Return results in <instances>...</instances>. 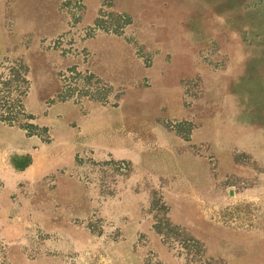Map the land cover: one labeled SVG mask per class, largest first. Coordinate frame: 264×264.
Segmentation results:
<instances>
[{
  "label": "rangeland",
  "instance_id": "374dc122",
  "mask_svg": "<svg viewBox=\"0 0 264 264\" xmlns=\"http://www.w3.org/2000/svg\"><path fill=\"white\" fill-rule=\"evenodd\" d=\"M13 68L0 264H264V0H0Z\"/></svg>",
  "mask_w": 264,
  "mask_h": 264
},
{
  "label": "trees",
  "instance_id": "16d2710c",
  "mask_svg": "<svg viewBox=\"0 0 264 264\" xmlns=\"http://www.w3.org/2000/svg\"><path fill=\"white\" fill-rule=\"evenodd\" d=\"M18 66L26 71V68L22 63ZM12 70L11 76H13V78L11 77L7 81L0 82L3 87L0 88V121L9 124H16L23 120L21 117L27 118L22 100L25 94V90L23 91V83L27 84V81L23 77V72H19V70H16L15 68ZM14 90L18 92V97L13 100L12 94Z\"/></svg>",
  "mask_w": 264,
  "mask_h": 264
},
{
  "label": "crops",
  "instance_id": "0c3cea01",
  "mask_svg": "<svg viewBox=\"0 0 264 264\" xmlns=\"http://www.w3.org/2000/svg\"><path fill=\"white\" fill-rule=\"evenodd\" d=\"M23 174H25V177L27 179H31L34 177H39L42 175V170L40 168H38L37 166H30L29 168H27Z\"/></svg>",
  "mask_w": 264,
  "mask_h": 264
}]
</instances>
